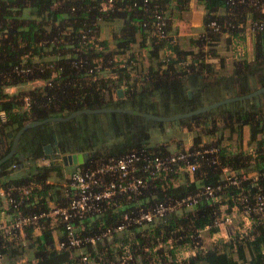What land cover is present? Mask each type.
<instances>
[{"label": "trees", "instance_id": "obj_1", "mask_svg": "<svg viewBox=\"0 0 264 264\" xmlns=\"http://www.w3.org/2000/svg\"><path fill=\"white\" fill-rule=\"evenodd\" d=\"M106 1L0 0V136L16 134L30 121L67 116L87 108H130L161 116L185 113L264 86V31L253 33L251 55L234 60L230 70L221 55L231 50L234 38L247 33L249 22L263 18L259 6L264 0L233 4L229 0H113L112 6L102 11ZM192 1L203 8L202 26L184 46L173 23L183 19ZM156 16L165 21L162 38L156 35ZM106 27L110 39L103 36ZM98 62L107 74L89 73ZM19 69L29 71L18 73ZM37 79L52 85L27 87ZM7 87H14V92H8ZM118 88H123L121 98H115ZM25 96L30 99L28 108L24 107ZM183 128L194 132L191 150L219 147V163H210L212 155L200 158L192 180L185 171H166L154 178L139 173L145 179L142 193L129 203L123 197L121 206L98 217L83 219L82 235L119 223L123 211L137 204L148 208L156 202L194 194L203 184H215L224 166L239 176L256 173L258 185L264 186V92L170 122L121 112L83 113L67 121H48L31 129L37 132L31 152L35 159L46 156L43 146L61 129L71 139L91 136L96 151L77 165L83 170L129 153L150 156L182 150L181 140L176 141L177 148L169 143L173 138L169 132L177 134ZM245 128L249 137L244 146ZM72 151L65 148L62 153ZM35 164L26 163L19 155L3 162L0 186L41 183L40 197L59 198L57 179L72 166L63 161L47 167ZM13 175L18 178H11ZM49 178L52 183L46 184ZM256 188L250 180H243L239 187L224 188L214 200H203L193 209L99 241L95 250L84 247L81 251L92 258L112 259L128 246L136 264H264L261 213H252L251 223L244 230L239 227L227 239L220 238L208 247L200 237L206 227L211 235L218 233L213 220L222 213L221 206H227V213L233 206L240 211L245 198L252 202ZM52 230L47 224L40 236L29 237L23 249L32 251L38 264L57 253L61 256L54 264H79V249L58 252L52 248ZM58 232L63 237L61 225ZM5 244L9 264H16L15 255L22 251L12 248L13 242L5 240ZM77 250L79 254L69 256ZM184 250L193 253L180 259L179 252Z\"/></svg>", "mask_w": 264, "mask_h": 264}, {"label": "built area", "instance_id": "obj_2", "mask_svg": "<svg viewBox=\"0 0 264 264\" xmlns=\"http://www.w3.org/2000/svg\"><path fill=\"white\" fill-rule=\"evenodd\" d=\"M232 4L235 1L229 0ZM113 0H107L106 4L101 7L106 11L112 6ZM261 14L264 15V3L259 6ZM155 24L156 35L160 38L165 36V21L156 16ZM212 26L217 29L215 23ZM247 33L264 31V16L259 21H251L246 27ZM47 66V65H46ZM17 69V68H16ZM100 76L107 74L98 62L94 69ZM29 69H19L20 72H27ZM51 86L52 83L44 82L40 79L31 81L27 87ZM14 87H7L8 92H13ZM24 107L30 105L29 96L23 98ZM2 115V114H1ZM191 144L185 146L182 150H174L169 153L158 155L151 154L140 155L129 153L118 158H109L106 162L97 164L95 167L79 169L73 165L70 172H64L62 177L57 179L59 185V198L46 199L38 195L41 189V183L24 182L11 183L7 186H0V262L9 264L7 253L4 252L5 240L13 242V247L19 251L28 246L29 237L36 238L40 236L42 230L49 224L52 227L53 245L52 248L58 252L70 249L80 250L79 264H136L130 248L123 247L120 255L112 259H96L90 257L87 253L81 251L84 247H90L92 250L97 248V244L102 240H111L114 235L123 234L133 227H144L165 218L167 215L183 210L193 209L203 200H214L228 186L239 187L243 180H250L257 190L252 202L244 199V208L240 211L237 206L232 209L238 210L244 224L241 230L248 227L251 223L252 213H261L264 217V186L258 185L260 179L256 173H249L239 176L237 171L230 167H221V178L215 184H203L194 194H188L179 199L169 202H156L146 208L142 205H135L134 208L124 210L121 215V221L114 225H108L92 235H82L83 225L81 221L85 218L98 217L110 208L116 209L121 206V200L124 197L128 203L137 198L145 185V179L139 173H147L151 177H157L166 171H185L189 174L190 179L193 173L200 166V158L206 155H212L209 160L211 164H218L217 153L219 147L208 146L205 148L191 150ZM67 154L54 153L36 159L37 167H47L53 162L63 161L62 156ZM16 167L12 165V168ZM45 183H52V180L46 179ZM29 208H37L30 210ZM28 209V211H25ZM233 216L228 213H221L213 220V225L225 229L227 238L231 232L226 228L231 224ZM62 226L63 237L58 232V227ZM31 228V232L29 229ZM207 227L204 229L206 230ZM218 231V232H219ZM228 234V235H227ZM226 238V239H227ZM193 253L192 250L179 252V258H185ZM16 264H31L24 258L15 260ZM141 264V262H138Z\"/></svg>", "mask_w": 264, "mask_h": 264}, {"label": "water", "instance_id": "obj_3", "mask_svg": "<svg viewBox=\"0 0 264 264\" xmlns=\"http://www.w3.org/2000/svg\"><path fill=\"white\" fill-rule=\"evenodd\" d=\"M262 92H264V86L259 87V88L255 89L254 91L247 93V94H244V95L227 97V98L221 99V100L213 102V103H209L207 105H204L202 107H199L197 109H194V110H191V111H188L185 113H179V114L168 115V116L154 115V114L145 113V112L130 109V108H112L111 107V108H96V109H88V108L87 109H79V110L71 112L67 116L49 117V118H46L44 120L28 122L16 133L15 142H16L17 138L19 137V135L26 128L34 127V126L43 124V123L48 122V121H67V120L73 118L74 116L79 115V114H83V113L121 112V113H128V114H133V115L145 117V118L155 120V121L170 122V121H174V120H178V119H182V118H187V117L208 111L210 109H213V108L218 107V106L225 104V103H229V102H233V101H239V100H243V99H248V98L256 96ZM116 94H117L118 98H121L123 96V88H118L116 90ZM43 151H44L45 155H51L52 154L51 145L47 144V145L43 146ZM57 151L59 152V150H57ZM60 153H61V151H60ZM14 154H15V144H14V147H12V149L5 156L0 158V164H2L8 158L12 157ZM84 157L85 156L82 153H77V154L73 153V154H67V155L62 156L63 162L65 165H76L78 163H82L84 160Z\"/></svg>", "mask_w": 264, "mask_h": 264}, {"label": "flooded vegetation", "instance_id": "obj_4", "mask_svg": "<svg viewBox=\"0 0 264 264\" xmlns=\"http://www.w3.org/2000/svg\"><path fill=\"white\" fill-rule=\"evenodd\" d=\"M32 128L33 127L26 128L22 132L23 134L21 133L19 135L16 142H15V137H16L15 133L13 134L12 132H9L6 135H4V134L1 135L0 136V149H1L0 158L5 156L12 149V147H14V144H15V154L10 158H13V157L15 158L16 156L19 155L20 159L25 161L26 163L28 162V164H34V162H36V159L34 158L31 150H32V147H35V145H36V142H37L36 133L37 132L33 131L34 129L31 130ZM60 132H62V133H60ZM105 135H108V132H105ZM47 144L51 145L52 154L60 153V151L62 153V150H64L66 148V149H69L70 151L71 150L79 151V152L72 151L71 153H67V154L82 153L85 156L84 158H86L89 154H93L96 151V148L94 145L95 139H92L91 136L84 137V140L81 138L80 139H74V138L71 139V138H69L68 132H66V130H63V129L59 130V132L58 131L53 132V140ZM83 148H86V149L82 150ZM57 150H59V152ZM4 152H6L5 155H3ZM1 155H3V156L1 157ZM10 158H8V159H10ZM67 166L71 167L73 165H67Z\"/></svg>", "mask_w": 264, "mask_h": 264}, {"label": "rangeland", "instance_id": "obj_5", "mask_svg": "<svg viewBox=\"0 0 264 264\" xmlns=\"http://www.w3.org/2000/svg\"><path fill=\"white\" fill-rule=\"evenodd\" d=\"M186 15H187V13H185ZM185 14L183 15V19H185V18H187V16H185ZM182 19V20H183ZM182 26H184L183 28H180V32L182 33V34H184L183 35V37H185L184 38V40L183 41H181V43H182V45H184V46H186L187 44H188V38L190 37V33H191V35H196V33H198V31H192L191 30V28L187 25V23L185 22V24L184 25H182ZM108 27H106V29H105V32H104V34H103V36H105V37H107V36H109V39L112 37V35H111V32H110V30H109V28L107 29ZM179 29V28H178ZM108 30H109V34H108ZM193 33V34H192ZM249 35H253L252 33H249ZM232 50V49H231ZM222 55V54H221ZM225 57V56H224ZM226 63H227V68L228 69H230V64H229V61L228 60H226ZM13 92H14V90H13ZM117 97V94L115 95V98ZM180 133V134H179ZM179 133H177V134H174V133H172V132H169V135H172L173 136V138L171 139H169V143L171 142V143H173V145H174V147H176V141H178V140H181V142H182V146L183 147H185V146H188L189 144H192V142H193V136H194V132H190V131H188L186 128H183V130L181 129V131L179 132ZM228 133L227 132H225V136L227 135ZM212 138V137H211ZM206 139V138H205ZM243 143H244V146H245V144L247 143V137H244L243 136ZM230 143H233V144H236V142L234 143V141H232V142H230ZM178 146V145H177ZM177 148V147H176ZM11 178H18L17 177V175H13ZM226 208H227V206L226 205H224V206H221V211H222V213L223 214H225V213H227L226 212ZM228 214H231L232 216H233V218H232V222H231V224L230 225H228L227 226V230L229 231V232H232L233 230H236V229H238L239 227H242V225L244 224V219L242 218V215H241V213L238 211V210H231V212H228ZM202 232V233H201ZM200 232V237H201V239H202V241H203V245H204V247H208V246H210L211 244H212V242L213 241H217L218 239H222L223 237V239H226L225 237H227V236H225V234H224V236H223V233H224V227L222 228L221 227V229H220V236H216V238H214L213 239V235H211L210 234V232L208 231V229H206V230H202ZM202 234V235H201ZM223 236V237H222ZM79 254V250H77V251H75V252H71V254H69V256H73V255H75V254ZM66 255V254H65ZM60 256H61V254L60 253H57V255H55L53 258H49L44 264H54V263H56V261H57V259L58 258H60ZM22 258H24L25 260H27L28 262H31V264L33 263V264H38L39 262H37V261H35L34 260V258L32 257V251H26V250H22V253H20V254H18V255H15V260H21ZM9 261H11V259L10 260H7V259H5V261H3V262H6V263H8ZM2 262H0V264H1Z\"/></svg>", "mask_w": 264, "mask_h": 264}, {"label": "crops", "instance_id": "obj_6", "mask_svg": "<svg viewBox=\"0 0 264 264\" xmlns=\"http://www.w3.org/2000/svg\"><path fill=\"white\" fill-rule=\"evenodd\" d=\"M186 13H187V15L185 14V16H187V18H185L183 20H181V19L180 20H175V22L173 23V27H174V29H177V35H178V37L180 38L181 41L184 40L185 37H183V35L185 33L182 34L180 32V28L184 27L182 25H184L185 22L191 28L192 31L195 30V31L199 32L201 30L202 17H203L204 11H203L202 6H200V5L199 6H194V2L192 1L191 9L188 12H186ZM190 36H191V33H190ZM252 44H253V35H249V33L245 32L244 35L241 34L239 37L234 38L232 40V47H231L232 50L223 51V52H221V54H222V56H225L226 60L229 61V64L232 65V62L234 60L241 59L242 56L249 57L251 55ZM230 68H231V66H230ZM243 136L247 137V139H248L249 130L247 128H245L243 130ZM226 231L228 232L227 228H226ZM221 233H220V231L218 233H214L213 234V239L216 238V236H220ZM224 234L226 236L225 229H224L223 236H224ZM225 238H227V237H225Z\"/></svg>", "mask_w": 264, "mask_h": 264}]
</instances>
